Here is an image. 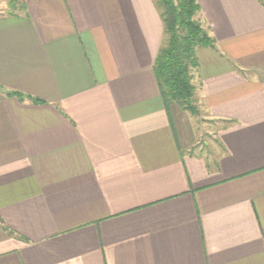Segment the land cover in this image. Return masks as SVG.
Returning a JSON list of instances; mask_svg holds the SVG:
<instances>
[{
	"label": "crops",
	"instance_id": "1",
	"mask_svg": "<svg viewBox=\"0 0 264 264\" xmlns=\"http://www.w3.org/2000/svg\"><path fill=\"white\" fill-rule=\"evenodd\" d=\"M24 1L0 14V264H264V4L197 0L214 156L166 112L154 0Z\"/></svg>",
	"mask_w": 264,
	"mask_h": 264
},
{
	"label": "trees",
	"instance_id": "2",
	"mask_svg": "<svg viewBox=\"0 0 264 264\" xmlns=\"http://www.w3.org/2000/svg\"><path fill=\"white\" fill-rule=\"evenodd\" d=\"M13 1L9 0V4L12 5ZM19 1L25 7V1ZM154 1L164 23V36L153 70L166 112L171 116L173 108L181 107L196 114L193 80L198 68L197 48L213 47L215 41L201 19L197 0ZM258 1L264 4V0ZM8 95L20 101L26 99L36 104L43 103L18 92ZM175 136L177 138V134Z\"/></svg>",
	"mask_w": 264,
	"mask_h": 264
},
{
	"label": "rangeland",
	"instance_id": "3",
	"mask_svg": "<svg viewBox=\"0 0 264 264\" xmlns=\"http://www.w3.org/2000/svg\"><path fill=\"white\" fill-rule=\"evenodd\" d=\"M11 3L12 5L9 4V0H0V14L20 15L25 13L26 9L24 6L22 7L23 2L14 0ZM201 48L204 47L197 48V51ZM194 105L196 114L192 111L184 110L181 107H175L172 110V114L176 119V126L180 130L183 141V143L181 142L183 151H198L203 155H207L208 153L214 154L215 156L219 151L220 144L211 132L215 130L216 124L206 119V114L202 111V105L196 102ZM197 143L203 145H198L202 147L201 150L193 147ZM203 148L204 151H202Z\"/></svg>",
	"mask_w": 264,
	"mask_h": 264
}]
</instances>
